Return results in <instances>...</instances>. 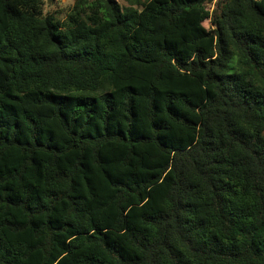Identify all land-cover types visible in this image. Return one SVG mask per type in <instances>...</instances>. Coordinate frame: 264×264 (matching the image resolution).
Wrapping results in <instances>:
<instances>
[{
    "label": "trees",
    "instance_id": "obj_1",
    "mask_svg": "<svg viewBox=\"0 0 264 264\" xmlns=\"http://www.w3.org/2000/svg\"><path fill=\"white\" fill-rule=\"evenodd\" d=\"M126 1L0 0V264H264V0Z\"/></svg>",
    "mask_w": 264,
    "mask_h": 264
},
{
    "label": "rangeland",
    "instance_id": "obj_2",
    "mask_svg": "<svg viewBox=\"0 0 264 264\" xmlns=\"http://www.w3.org/2000/svg\"><path fill=\"white\" fill-rule=\"evenodd\" d=\"M75 0H51L50 3L48 4L46 1V10L48 12H56L60 13L58 16L59 18H63L64 14L66 13L67 9L72 6ZM119 7L123 8L128 5L126 0H115ZM211 6H209L210 8ZM205 28L210 29V24L209 22L204 23Z\"/></svg>",
    "mask_w": 264,
    "mask_h": 264
},
{
    "label": "water",
    "instance_id": "obj_3",
    "mask_svg": "<svg viewBox=\"0 0 264 264\" xmlns=\"http://www.w3.org/2000/svg\"><path fill=\"white\" fill-rule=\"evenodd\" d=\"M46 1H47V3L49 4L51 0H46Z\"/></svg>",
    "mask_w": 264,
    "mask_h": 264
}]
</instances>
